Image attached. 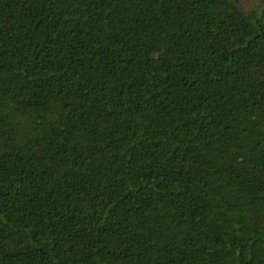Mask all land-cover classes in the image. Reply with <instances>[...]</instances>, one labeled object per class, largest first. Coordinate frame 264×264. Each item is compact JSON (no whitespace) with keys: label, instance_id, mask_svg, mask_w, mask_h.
Returning a JSON list of instances; mask_svg holds the SVG:
<instances>
[{"label":"trees","instance_id":"16d2710c","mask_svg":"<svg viewBox=\"0 0 264 264\" xmlns=\"http://www.w3.org/2000/svg\"><path fill=\"white\" fill-rule=\"evenodd\" d=\"M0 264H264V0H0Z\"/></svg>","mask_w":264,"mask_h":264},{"label":"rangeland","instance_id":"374dc122","mask_svg":"<svg viewBox=\"0 0 264 264\" xmlns=\"http://www.w3.org/2000/svg\"><path fill=\"white\" fill-rule=\"evenodd\" d=\"M244 12L258 10L262 4V0H236Z\"/></svg>","mask_w":264,"mask_h":264}]
</instances>
